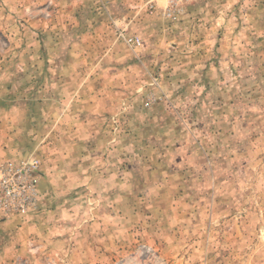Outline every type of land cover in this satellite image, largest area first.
<instances>
[{"label": "rangeland", "instance_id": "rangeland-1", "mask_svg": "<svg viewBox=\"0 0 264 264\" xmlns=\"http://www.w3.org/2000/svg\"><path fill=\"white\" fill-rule=\"evenodd\" d=\"M166 7L0 0V264H264V0Z\"/></svg>", "mask_w": 264, "mask_h": 264}, {"label": "built area", "instance_id": "built-area-1", "mask_svg": "<svg viewBox=\"0 0 264 264\" xmlns=\"http://www.w3.org/2000/svg\"><path fill=\"white\" fill-rule=\"evenodd\" d=\"M195 0H167L164 14L171 18L183 11V6ZM154 1H151L152 4ZM151 5V9L155 8ZM126 43L140 46L141 40L125 36ZM40 162L37 159L7 160L0 162V214L10 216L27 213L39 198Z\"/></svg>", "mask_w": 264, "mask_h": 264}]
</instances>
